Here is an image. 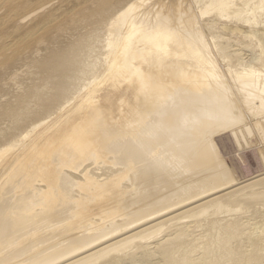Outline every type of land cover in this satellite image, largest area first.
<instances>
[{
  "label": "bare ground",
  "instance_id": "obj_1",
  "mask_svg": "<svg viewBox=\"0 0 264 264\" xmlns=\"http://www.w3.org/2000/svg\"><path fill=\"white\" fill-rule=\"evenodd\" d=\"M66 1L0 0V264H264V0Z\"/></svg>",
  "mask_w": 264,
  "mask_h": 264
},
{
  "label": "rangeland",
  "instance_id": "obj_2",
  "mask_svg": "<svg viewBox=\"0 0 264 264\" xmlns=\"http://www.w3.org/2000/svg\"><path fill=\"white\" fill-rule=\"evenodd\" d=\"M172 1H174V0H172ZM175 1H176V4H178L181 0H175ZM66 2H68V1L65 0V2L62 3L63 6H65V3ZM67 5H69V7L71 6V4H67ZM67 5L65 7L69 8ZM11 25L12 24L6 25V27L4 28V30H7L8 28L10 29L13 26V25L12 26ZM53 35L55 37H53ZM50 36L51 37H49V38L52 39L50 44H52V43H59L60 41L61 42L59 44H63V43H65V42L68 41V39L66 37L64 39V37L59 36L60 37V40H59L58 39L59 37L57 38V36L55 34H50ZM43 53H45V52H43ZM19 64H20V62L12 61V63H10L8 65V67H7V72L10 73V72L18 69L19 68ZM3 76H4L3 75V71H0V103H5L7 100L8 101H13L15 99V96H16V94H15L16 92H14L16 90L14 88L15 86L13 84L9 83L7 80H6L7 82L6 81L3 82V78H4ZM33 82L34 81H33V79L30 76H26L19 83H21L20 86L27 87L28 85L32 84ZM25 87H23V88H25ZM0 126L1 127L4 126V124H3L2 121H0ZM230 140L231 139L228 138V136H226L225 139L220 138L219 139V144H220V146L223 147L225 156L229 160V162H230V160H231V162L233 161L232 162V165L233 166H236L235 169H236L237 173H239L240 177H242V178H250V177H253L255 174L257 175V174L261 173V171L263 170V167L259 163V161H258L255 153L253 151H250V150H247V151H244V152H238V151H236L237 148H236L235 144L233 143L232 140L231 141ZM257 164H258V166H257Z\"/></svg>",
  "mask_w": 264,
  "mask_h": 264
}]
</instances>
